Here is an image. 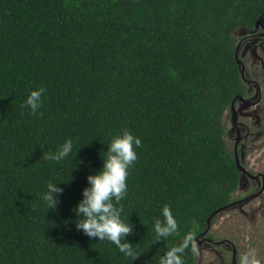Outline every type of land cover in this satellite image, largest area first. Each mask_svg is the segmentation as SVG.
Returning <instances> with one entry per match:
<instances>
[{
	"label": "trees",
	"instance_id": "16d2710c",
	"mask_svg": "<svg viewBox=\"0 0 264 264\" xmlns=\"http://www.w3.org/2000/svg\"><path fill=\"white\" fill-rule=\"evenodd\" d=\"M263 13L264 0H0V264H159L193 228L196 243L238 198L224 114L247 87L233 32ZM123 130L142 142L121 201L134 261L73 212ZM69 139L68 157L44 158ZM49 182L63 192L48 211ZM165 205L179 229L157 242ZM183 260L199 264L191 249Z\"/></svg>",
	"mask_w": 264,
	"mask_h": 264
},
{
	"label": "clouds",
	"instance_id": "9594fccd",
	"mask_svg": "<svg viewBox=\"0 0 264 264\" xmlns=\"http://www.w3.org/2000/svg\"><path fill=\"white\" fill-rule=\"evenodd\" d=\"M45 91L44 88H39L31 91L28 95L23 106L29 108L31 114H36L38 109L42 107V98ZM226 114H224V120ZM141 145V140L128 130H123L120 135L113 137L110 144L107 145L106 157L102 158V168L96 174L87 177L89 187L83 189V199L73 209L77 216L75 226L78 231H82L90 239L98 238L99 241L107 240L111 242L120 253L131 258L132 261L140 256L133 249L132 243L126 240V237L134 235V227L129 221L125 222L122 219L123 206L121 201L127 196L129 169L138 159L136 148ZM72 151L73 143L69 139L57 151L46 153L44 158L59 162L68 157ZM251 154L256 157L254 163L256 161L259 162L260 155H256V152L253 153L251 151L247 157ZM257 165L259 163L255 164V166ZM57 185L49 182L47 190L42 196L48 211L55 210L60 203L59 196L63 189ZM224 209H227V207L220 211ZM161 217L154 223L157 242L167 240L172 235L177 234L179 229L178 222L168 205L163 206ZM212 223H209L210 230ZM195 240L196 231L193 228V230L185 234L180 244L171 247L160 257L159 264H184L183 255L187 250L191 249L193 254H198L199 250ZM236 251L237 247H234L233 255H235L236 260L232 257V262L238 260V264H264V257H261L255 249H249L240 255L239 258L236 256Z\"/></svg>",
	"mask_w": 264,
	"mask_h": 264
},
{
	"label": "rangeland",
	"instance_id": "374dc122",
	"mask_svg": "<svg viewBox=\"0 0 264 264\" xmlns=\"http://www.w3.org/2000/svg\"><path fill=\"white\" fill-rule=\"evenodd\" d=\"M264 32L262 28H238L234 32L237 42H241L240 57L245 61L249 76L259 83L260 94L258 98L255 85L247 84L249 90L248 98L251 100L259 99V103L250 106H244L240 100L236 101V106L240 110V118L251 127V136L247 141V146L242 155L241 164L245 167H256L253 154L247 157L251 150H257L260 159H264V36H256V33ZM259 92V91H258ZM249 113V114H246ZM239 118V119H240ZM226 134L225 139L228 142L229 150L233 151L234 142L237 138L235 131L228 134L231 128V118L225 119ZM242 134L246 132L245 128L241 130ZM242 152V149H239ZM264 171V167H261ZM255 169V168H254ZM256 171V170H255ZM257 181L249 177H244L243 184L237 193L241 196H247L243 200L236 201L234 206L220 211L212 223L210 232L217 238L226 237L232 240L238 249V258L249 249H255L264 257V192L259 196L252 197L258 186ZM252 191V192H251ZM249 193V194H248ZM251 194V195H250ZM227 246V245H226ZM196 254L199 264H231V250L222 246H198Z\"/></svg>",
	"mask_w": 264,
	"mask_h": 264
},
{
	"label": "flooded vegetation",
	"instance_id": "af4514ba",
	"mask_svg": "<svg viewBox=\"0 0 264 264\" xmlns=\"http://www.w3.org/2000/svg\"><path fill=\"white\" fill-rule=\"evenodd\" d=\"M263 15H264V13H263ZM241 28H244V27H241ZM254 28H257V29L258 28L259 29L262 28L264 30V16L261 18L258 26L256 27V24H255ZM246 29L250 30L249 28H246ZM251 29H253V28H251ZM234 32H233V35H234ZM255 35L259 36V38H260L261 36H264V32L261 31V33H256ZM240 52H241V42H237V39H236L235 57H236V59L238 61V64L240 66L242 77L244 78L246 87H247L248 83L252 84V85H255V87L257 88V94H258V98H259V94H260L259 83L255 79H252V78L248 77L249 76V71L247 70V66H246L245 61L240 57ZM248 94H249V90L247 88V92H246V94L244 96L243 95H238L237 97H235L232 100V102L230 104V108L227 110V112H226L227 114H226V117H225V119H227L229 116L231 118V128L229 129L228 134H232V132L235 131V133L237 135V138L235 139V142H234V146L235 147L233 149L236 161L237 160L241 161L240 158H242V155L244 154L246 146H247V141L249 140V138L251 136L250 124H247V123H245L244 121L241 120V118H240V116H241L240 110L236 106V101H238V100L242 101L244 103V106H250L252 104H255V103L258 104L259 103V99L258 98H257V100L253 101V100L250 99L251 97L250 98L247 97ZM246 114H249V113H246ZM232 117L235 118V123L233 122ZM242 128L246 129V132L244 134H242V132H241ZM240 148L242 149L241 153L239 152ZM251 151L254 153L257 150H251ZM251 151L249 153H251ZM258 155H261V154L258 153ZM258 163H259V165H257L256 167H253V166L250 167V168L245 167L248 170V173L247 172L245 173V172L241 171V173H242V175H241V185L243 184L244 177H249V178H252L253 180L257 181V185L256 186H258V187H257V189L254 192L251 191L252 192L251 194H253L252 197L259 196L262 192H264V171L261 170L262 169L261 167H264V159H259ZM241 193H237L236 192V197L238 196V198L235 199V201L233 202V205H231V206H234V204L237 203L236 201H240V200H243L244 198L245 199L248 198L247 196H249V195L243 197V196H241ZM229 208H230V206H227V209H229ZM209 230H210V228L207 230L206 233H203V235H202V237L200 239L197 240V242H196L197 245L198 246H205V247H207L208 245L215 246V247L216 246H219V247L225 246L229 250H231V253H232L231 257H232L233 254H234V247L236 248V246L232 242V240L229 239V238H226V237L217 238L216 235L214 233H211V232H210L211 233V235H210ZM237 253H238V249L236 251V256L238 255ZM231 264H238V260L237 261H233V262L231 260Z\"/></svg>",
	"mask_w": 264,
	"mask_h": 264
},
{
	"label": "water",
	"instance_id": "95a60500",
	"mask_svg": "<svg viewBox=\"0 0 264 264\" xmlns=\"http://www.w3.org/2000/svg\"><path fill=\"white\" fill-rule=\"evenodd\" d=\"M263 16H264V15H262V16L256 21V27L258 26V24H259V22H260V20H261V18H262ZM232 119H233V122L235 123V118L232 117ZM237 165H238L239 170H241V171H243V172H245V173H246V172L248 173V170L245 168L244 165L241 164V161H240V160H237ZM221 209H223V208H221ZM210 220H211V218L208 219V223H210ZM209 227H210V225L206 228V230H205L203 233H206L207 230L209 229ZM233 258H234V260H236L235 255H233Z\"/></svg>",
	"mask_w": 264,
	"mask_h": 264
},
{
	"label": "built area",
	"instance_id": "2783aa9c",
	"mask_svg": "<svg viewBox=\"0 0 264 264\" xmlns=\"http://www.w3.org/2000/svg\"><path fill=\"white\" fill-rule=\"evenodd\" d=\"M254 159H256V157L254 156Z\"/></svg>",
	"mask_w": 264,
	"mask_h": 264
}]
</instances>
